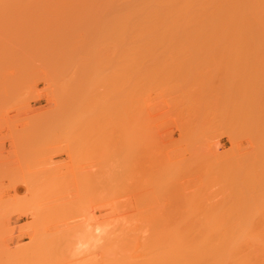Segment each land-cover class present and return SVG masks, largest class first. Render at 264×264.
<instances>
[{
    "label": "rangeland",
    "instance_id": "1",
    "mask_svg": "<svg viewBox=\"0 0 264 264\" xmlns=\"http://www.w3.org/2000/svg\"><path fill=\"white\" fill-rule=\"evenodd\" d=\"M61 1L0 0V264H111L110 262L113 261H115L113 264H117L116 262L118 264L126 262H128L127 264H142L144 261L139 263L142 258L139 261L137 257L135 261L131 258L132 256L128 257L124 253H116L114 246L116 236L119 238L127 237L132 222L133 224H138V226L141 223V225L146 224L142 226V229H144L143 231L148 230L147 232L149 233L150 229H146V227H149L150 223L154 226L157 223L155 221L160 217H162L160 218L161 221L163 219L164 222V218L167 216L166 219H168L171 212L173 217L170 215V221L165 220L167 224L178 222V220L180 222L181 215L183 217L187 215L188 218L191 217L197 220L196 216L198 215L196 214L200 212V216L203 218V213L210 212L211 210L210 213H213L223 208L233 210L229 213L230 215L232 214L231 216L235 215V219L236 215H238L237 211L239 213L243 212H240V209L246 210L252 208L258 211H256L257 215L254 214L256 216L254 220L262 222L264 218V211L262 212L264 210V175L262 174L264 169L257 170L258 172L250 171L251 168L252 170L256 169V166L252 164L255 155L251 158L252 154L259 152L261 150L260 146L261 148L262 146L264 147V141L262 140V137L264 139V135H262L264 134V129H259L257 126L262 119L264 121V116L262 115L261 117L260 115V109L264 112V57H257L255 54L262 51L257 49H244V51L239 48L193 49L177 47L174 49L164 47L135 48V50L133 48L130 50L129 48H117L118 50H116L114 48V40H111L113 38L112 29L108 27L111 26L110 16L107 17L105 14L106 18L101 14V18L97 19L92 13L96 5L91 10L92 5L87 2V4L82 3L83 0ZM94 3L98 7V2L96 3L95 1ZM78 4H83V7H80L83 8V10H80L81 13L83 11L82 14L77 11L79 9L76 8ZM85 5H90V7ZM74 8H76L77 12ZM100 9L101 6L99 4ZM86 10L92 16L88 14L89 17H87ZM99 10V14L96 11L98 18L103 9ZM102 16H104L103 19ZM102 21L106 24H103ZM95 22L102 27L101 30L100 27L97 28L98 25ZM7 26L10 27L8 28ZM104 26L108 28L105 29L103 28ZM101 31L109 32V35L106 34V36ZM110 49L111 51H108ZM140 50L142 53L139 52ZM171 52L176 53L173 55ZM224 52L226 55L223 54ZM129 53L131 54L129 55ZM127 58L130 59L128 60ZM84 61L86 62L84 63ZM111 63H114L113 66ZM78 66L80 67L78 68ZM81 66L85 67V70ZM131 73L134 76V83L132 82L133 80H130ZM108 76L112 77L109 79ZM75 77L77 78L75 79ZM120 77L121 81L123 80L122 82L119 80ZM187 77L188 79H186ZM126 78L127 83L125 82ZM130 82L134 85H132V89L130 88ZM129 89L133 93L129 92L130 96L127 92ZM111 91L113 95H111ZM115 91L118 92L115 93ZM124 91L127 93H124ZM120 94L122 96L127 94L128 98L127 96L122 98ZM118 97L120 99H117V101L116 98ZM135 97L138 98L136 99ZM74 100H78L76 104ZM196 101H199V103H195ZM191 106H193V109ZM213 106L216 107L214 108L215 110L212 108ZM198 107H200V110L198 109L196 111L197 115H194L191 110L194 112V109ZM105 108L111 109L105 110ZM83 109H86V112ZM92 109H94V115ZM210 110L214 112V116ZM249 110L250 113L248 112ZM84 112L85 114L83 115L87 118L82 119L83 121L80 122L81 118H84L81 116ZM139 112H141L140 115ZM245 112L246 114L244 115L243 113ZM86 113L88 114L86 115ZM112 114H116L114 115L115 117ZM206 114L210 115V117H206ZM243 115L245 120L249 116L250 118L252 116V119H248L250 122L244 121ZM246 115H248L247 118ZM110 116H113V119ZM137 116L142 117V119ZM194 118L195 120L193 121ZM206 118H211L212 120L208 121ZM136 121L137 123H135ZM112 122L116 123V125ZM246 122H249V125ZM134 126H136L135 129L133 128ZM258 129L262 132L259 131V133ZM132 130H135L133 134L130 133ZM111 131L114 134L119 132L115 134L119 139L115 135L113 136ZM119 134L120 136H117ZM134 134L137 137L133 138ZM139 135L142 136L140 137ZM83 137L89 139V142ZM129 137L135 140H132V144ZM93 138L94 141L92 140ZM84 139L88 143L87 150L86 146H84L86 144ZM125 141L130 142L126 143ZM83 142L84 144H82ZM116 145H118L117 149ZM131 145H133V149H131ZM127 146H130V152ZM119 148L120 150L118 151ZM114 149L116 150L113 151ZM138 149H141V153L143 150V157ZM232 150H235V152ZM131 151L133 154H130ZM224 153H227L228 156H224ZM110 154L118 156L113 157ZM241 154L242 157L245 155L248 159L247 162H244L246 158L243 160L241 157L240 160ZM220 155L223 158L225 157L224 162H221ZM139 156L142 159L146 156L143 159L144 161L140 157L139 161L142 160L143 163L138 162L134 158L139 159ZM236 158L239 160V164ZM249 158L250 160L253 159L252 163H250L251 161L249 162ZM147 161L149 163H146ZM240 162H244L241 163L242 165H246L249 162V167L248 165L246 167H251L249 173L252 174L250 175L247 172V168L245 172L249 175L246 177L245 174V178L239 175L240 178L238 176L234 181V176L236 177L238 174L244 175L242 174L244 172L240 170L242 172L240 173L239 169L237 170L239 165L242 166ZM152 163L156 165L149 168ZM146 164H149V166ZM205 164L207 166H204ZM141 165L143 166L141 167ZM244 165L243 167H245ZM235 167L236 171L233 169ZM153 168H159L158 171L156 170L157 173H155H160V176L157 175L159 176L158 179L154 177L156 175L152 172ZM103 169H105V172L102 171ZM150 169H152L151 174H149ZM202 170L203 175L201 174ZM232 170L234 171L232 172L233 174H238H234V176L230 175ZM131 171H136V173H139L137 174L139 176L135 175L136 173L133 174ZM212 173L215 175H212ZM126 174L128 175L125 176ZM129 174H133V176ZM255 174L258 176V179L255 178ZM145 175L147 177L150 176L148 177L149 179ZM202 177L206 183L201 179ZM100 178H103V183ZM105 178L107 182H105ZM114 178H117V180ZM150 178L153 179L150 181ZM132 179L133 181L135 179V182H132ZM141 179L148 180L149 182L144 180V183H142ZM139 180L140 182H138ZM220 180L225 181V184L224 182L221 184ZM129 182L132 185H129ZM150 182L151 185H149ZM138 183L140 187H138ZM147 183L153 189L152 191L150 188L146 189L148 186L145 187V184L147 185ZM258 183L259 186L257 185ZM219 184L220 187L218 188ZM246 185L248 187L245 188ZM254 185L256 188H254ZM128 186H132V188ZM126 187L127 189L130 188L131 191L130 189L127 190ZM154 187H156L155 191ZM259 187L263 189L261 190ZM135 188L140 190L136 189L135 191ZM253 188L256 189V192ZM115 190H117V194L125 190V195L121 192L119 197L115 193ZM132 190L134 191L132 192ZM147 190L150 191L148 192ZM206 190L210 191L209 199L208 196H205L208 195V191L205 192ZM127 191L129 192L128 194L126 193ZM143 191L146 193V197ZM107 192H109V195ZM252 192L255 193L253 194ZM258 192L260 193L258 194ZM138 193H143L142 195L145 197V200L150 196L149 200L144 203V197ZM135 195H140V197L138 198ZM116 196L118 197L117 200ZM128 196H131L132 201L129 200ZM156 196L158 197L156 198ZM112 197H115L114 200ZM102 199L103 201H100ZM121 199H124L122 201L124 203L128 200L131 201L129 203L134 205V207L126 202L128 204L126 207L121 203L123 205L121 207L125 208H119L121 202L119 200ZM152 199L153 201H151ZM240 199H242V202H240ZM180 200L182 202H179ZM255 200H258V204ZM159 201L166 202V205L164 202ZM196 201L198 203L202 202L198 206ZM260 201L263 203L262 206L259 205L261 204ZM142 202L144 204H141ZM107 203L108 205L110 203V205L107 206ZM116 203L119 204L116 205ZM138 203L142 208L145 206V209L142 210ZM169 203L176 208L173 209L174 207L170 206ZM214 204L219 205L215 207ZM164 205L168 208H164ZM182 205L184 207H180ZM244 205L246 206L244 207ZM117 206L118 209H115ZM146 206L153 208L152 210L150 209L151 213H146V209H148ZM259 206L263 208H260V210ZM112 208L115 211L112 210L111 213ZM166 208L168 213L166 212ZM181 210L184 212H181ZM136 211L140 214L135 213ZM157 211L159 212L157 213ZM135 214L139 215L138 218H136L137 215L135 217ZM163 214L166 216L164 217ZM128 215H131L129 217L130 220L125 221ZM207 215L203 219L201 218V221L210 216ZM117 216L121 217L120 219L123 221L119 220ZM113 218L116 221L112 220ZM145 218L146 221L144 220ZM149 218L154 222L147 221ZM191 218L186 223H189L192 220ZM139 220H144V222H140ZM184 220L182 219V221ZM198 220H200V217ZM159 222L160 220L157 224ZM104 224L105 229H103ZM109 224L113 228L116 227V230ZM124 226L127 228V231L124 229L125 231L123 232L122 228ZM122 233L125 234L123 235ZM112 237L115 238L113 239ZM112 241L114 244H112ZM106 248L109 249L107 250L108 253L105 252ZM105 254L108 255L104 257ZM109 254L113 255L109 256ZM147 257L146 260L149 258ZM158 259L160 258L158 257ZM146 260L144 264H146ZM147 264H149L148 261Z\"/></svg>",
    "mask_w": 264,
    "mask_h": 264
},
{
    "label": "bare ground",
    "instance_id": "2",
    "mask_svg": "<svg viewBox=\"0 0 264 264\" xmlns=\"http://www.w3.org/2000/svg\"><path fill=\"white\" fill-rule=\"evenodd\" d=\"M52 1V0H51ZM54 1V0H53ZM56 1V0H55ZM61 1V0H60ZM76 1V0H75ZM79 1V0H78ZM80 1H82V0H80ZM96 1V3L98 2V7H97V4H95L94 2ZM102 2V3H100V2ZM48 2V1H47ZM62 2V1H61ZM69 2V1H68ZM90 3V5H92L91 6V10L93 9V7L95 8V10H94V12H93V10H92V13L94 14L93 16H95L97 19H100L101 18V14H103L104 16H105V14L107 15V17H109L110 16V18H111V26H108V27H111V29H112V33H113V38L111 39V40H114V44H115V47L114 48H116V50H118L117 48H129V50L131 49V48H133L134 50H135V48H153V47H164V48H193V49H196V48H239V49H242V50H244V49H257V50H260V51H262V52H256L255 54L257 55V57H260V56H263L264 57V0H83L82 1V3ZM91 2H92V4H91ZM70 3H72V2H70ZM76 3V2H75ZM78 3V2H77ZM86 3V4H87ZM103 3H105V4H103ZM49 4V3H48ZM94 4V5H93ZM99 4H100V6H101V9H103V11L100 13V17L98 18V15L97 14H99V12H98V10H99ZM9 5V4H8ZM32 5V4H31ZM38 5H40V4H38ZM90 5L88 6V5H85V6H88V7H90ZM102 5H104L103 7H102ZM37 6V5H36ZM35 6V7H36ZM48 6V5H47ZM62 6V5H61ZM72 6V5H71ZM70 6V7H71ZM74 6H76L75 4H74ZM83 7V4L82 5H79L78 4V6L76 7V8H79V9H77V11H79V13L80 14H82L83 13V11H82V13H81V11L80 10H83V8H80V7ZM45 7V6H44ZM96 7H97V9H96ZM76 8H74L75 9V11H76ZM87 8V7H86ZM38 9V8H37ZM50 9H51V6H50ZM71 9V8H70ZM90 9V8H89ZM101 9L99 10V11H101ZM9 10V9H8ZM44 10V9H43ZM62 10V9H61ZM87 10H88V8H87ZM87 10H86V15H90V16H92V14H90V12L89 13H87ZM32 11V10H31ZM76 11V12H77ZM96 11L98 12L97 14H96ZM70 13H71V11H70ZM75 13V12H74ZM49 14V13H48ZM62 15V14H61ZM72 15V14H71ZM75 15V14H74ZM85 15V16H86ZM89 15L87 16V17H89ZM81 16V15H80ZM104 16H102V19H103V17ZM106 17V16H105ZM106 17V18H107ZM96 19V20H97ZM107 20H109V19H107ZM99 21H101V20H99ZM104 21V20H103ZM102 21V22H103ZM98 22V21H97ZM101 23V22H100ZM99 23V24H100ZM8 24H9V22H8ZM12 24V23H11ZM15 24V23H14ZM95 24H96V22H95ZM102 24V23H101ZM103 24H106V23H104L103 22ZM102 24V25H103ZM96 25H98V23L96 24ZM109 25H110V23H109ZM8 27V26H7ZM10 27V26H9ZM8 27V28H9ZM19 27V26H18ZM98 27H100L99 25L97 26V28ZM107 26H106V28H108ZM101 28L102 27H100V30H101ZM103 28H105V26L103 27ZM105 28V29H106ZM102 32V31H101ZM102 33H104L105 35L106 34H108V33H106V31H104V32H102ZM103 35V34H102ZM109 35V34H108ZM107 36V35H106ZM105 37V36H104ZM103 38V37H102ZM110 38V37H109ZM103 39H105V38H103ZM110 39H109V41H111ZM107 41V40H106ZM110 44V43H109ZM107 47H108V45H107ZM107 47H105V48H107ZM108 49V48H107ZM132 49V50H133ZM126 50V49H125ZM133 50V51H134ZM168 50V49H167ZM184 50V49H183ZM190 50V49H189ZM204 50V49H203ZM108 51H111V49L110 50H108ZM114 51V50H113ZM120 51V50H119ZM142 51H144V50H142ZM245 51V50H244ZM114 52H117V51H114ZM114 52H113V54H114ZM121 52V51H120ZM123 52H124V50H123ZM130 52V51H129ZM132 52V51H131ZM137 52H138V50H137ZM139 52H141V50L139 51ZM111 54H112V52H110ZM125 53V52H124ZM142 53V52H141ZM163 53H164V51H163ZM172 53V52H171ZM174 53H176V52H174ZM174 53H172L173 55H174ZM186 53V52H185ZM190 53V52H189ZM197 53V52H196ZM195 53V54H196ZM200 53V52H199ZM232 53V52H231ZM238 53V52H237ZM249 53V52H248ZM248 53H246V54H248ZM116 54V53H115ZM131 53H129V55H130ZM183 54H184V52H183ZM223 54H225V52L223 53ZM230 54V53H229ZM254 54V55H255ZM119 55V54H118ZM122 55V54H121ZM127 55H128V51H127ZM140 55H142V54H140ZM148 55H150V54H148ZM160 55V54H159ZM172 55V56H173ZM203 55V54H202ZM226 55V54H225ZM232 55H234V54H232ZM251 55H252V53H251ZM256 55H255V57H256ZM83 56V55H82ZM131 56H133V55H131ZM135 56V55H134ZM147 56V55H146ZM155 56V55H154ZM176 56V55H175ZM178 56V55H177ZM195 56V55H194ZM241 56H242V53H241ZM244 56V55H243ZM141 57V56H140ZM145 57V56H144ZM157 57H159V56H157ZM163 57H164V55H163ZM174 57V56H173ZM80 58H81V56H80ZM115 58V57H114ZM116 58H117V55H116ZM115 58V59H116ZM135 58V57H134ZM82 59V58H81ZM80 59V60H81ZM109 59V58H108ZM111 59V58H110ZM128 59V58H127ZM130 59V58H129ZM128 59V60H129ZM79 60V61H80ZM118 60H119V58H118ZM111 61V60H110ZM137 61V60H136ZM81 62V61H80ZM86 61H84V63H85ZM112 62V61H111ZM116 62H117V60H116ZM116 62H114V63H116ZM128 62H130V61H128ZM133 62V61H132ZM110 63V62H109ZM113 63V64H114ZM118 63H120V62H118ZM123 63V62H122ZM81 64H82V62H81ZM112 64V63H111ZM113 64H112V66H113ZM129 64H131V62L129 63ZM135 64V63H134ZM108 65V64H107ZM139 65V64H138ZM116 66V65H115ZM119 66V65H118ZM80 66H78V68H79ZM122 67H124L123 65H122ZM77 68V67H76ZM81 68H83L82 66H81ZM85 68V67H84ZM83 68V69H84ZM116 68H117V66H116ZM85 70V69H84ZM122 70V69H121ZM120 70V71H121ZM111 71V70H110ZM123 71V70H122ZM130 71V70H129ZM74 72V71H73ZM82 72V71H81ZM114 72V71H113ZM123 72H125V71H123ZM196 72V71H195ZM195 72H193V73H195ZM115 73V72H114ZM140 73V72H139ZM200 73V72H199ZM75 74V73H74ZM79 74V73H78ZM77 74V75H78ZM127 74V73H126ZM125 74V75H126ZM141 74V73H140ZM121 75V74H120ZM147 75V74H146ZM195 75V74H194ZM201 75V74H200ZM199 75V76H200ZM75 76V75H74ZM80 76V75H79ZM131 77H130V80H133L134 79V76H133V74L131 73V75H130ZM133 76V77H132ZM112 76H108V78L110 79ZM143 77H144V75H143ZM195 77V76H194ZM77 77H75V79H76ZM115 78H116V75H115ZM114 78V79H115ZM132 78V79H131ZM140 78V77H139ZM147 78V77H146ZM182 78V77H181ZM71 79V78H70ZM74 79V80H75ZM79 79V78H78ZM123 79V78H122ZM186 79H188V77L186 78ZM185 79V80H186ZM117 80V79H116ZM119 80L121 81V77L119 78ZM125 80V79H124ZM136 80V79H135ZM141 80H144V79H141ZM196 80V79H195ZM112 81V80H111ZM123 81V80H122ZM121 81V82H122ZM106 82V81H105ZM115 82V81H114ZM116 82H118V81H116ZM125 82L127 83V78H126V80H125ZM133 83H134V80L132 81ZM131 83V82H130ZM141 83V82H140ZM139 83V84H140ZM186 83V82H185ZM79 84V83H78ZM138 84V83H137ZM187 84V83H186ZM106 85H108V84H106ZM112 85V84H111ZM128 85H129V83H128ZM128 85H127V87H128ZM133 84L131 83L130 84V88L132 89V87L134 86H132ZM142 85V84H141ZM185 85V84H184ZM184 85H183V88H184ZM72 86H74L73 84H72ZM79 86V85H78ZM118 86V85H117ZM116 86V87H117ZM139 86V85H138ZM180 86V85H179ZM72 88V87H71ZM70 88V89H71ZM75 88V87H74ZM118 88V87H117ZM123 88V87H122ZM126 88V87H125ZM124 88V89H125ZM136 88H137V86H136ZM76 89H78V88H76ZM110 89H112L111 87H110ZM74 90V89H73ZM109 90V89H108ZM122 90V89H121ZM86 91V90H85ZM107 91V90H106ZM114 91V90H113ZM133 91V90H132ZM139 91V90H138ZM181 91V90H180ZM76 92V91H75ZM118 92V91H117ZM116 91H115V93H117ZM127 92H128V95H129V92H130V89H129V91L127 90ZM126 91H124V93H127ZM189 92V91H188ZM73 93V92H72ZM71 93V94H72ZM78 93H79V91H78ZM85 93V92H84ZM113 92L111 91V95H113L112 94ZM131 93V92H130ZM122 94V93H121ZM120 94V97L122 96ZM131 94H133V93H131ZM139 94V93H138ZM74 95H76V94H74ZM78 95V94H77ZM105 95V94H104ZM108 95H110V94H108ZM179 95H180V93H179ZM114 96H115V94H114ZM125 96H127V94H125L124 96H122V98H125ZM130 96V95H129ZM132 96V95H131ZM185 96V95H184ZM188 96V95H187ZM72 97V96H71ZM71 97H70V99H71ZM74 97V96H73ZM140 97V96H139ZM181 97V96H180ZM186 97V96H185ZM184 97V98H185ZM75 98V97H74ZM74 98H72V99H74ZM81 98V97H80ZM107 98V97H106ZM121 98V99H122ZM127 98H128V96H127ZM136 98V97H135ZM138 98V97H137ZM136 98V99H137ZM183 98V99H184ZM263 98V97H262ZM261 98V99H262ZM76 99V98H75ZM99 99V98H98ZM101 99V98H100ZM115 99V98H114ZM117 99H120L119 97L118 98H116V100ZM132 99V98H131ZM187 99V98H186ZM83 100V99H82ZM84 100H86V99H84ZM109 100V99H108ZM75 101V100H74ZM76 101H78V100H76ZM76 101H75V104H76ZM103 101V100H102ZM106 101V100H105ZM114 101V100H113ZM118 101V100H117ZM127 101V100H126ZM131 101V100H130ZM138 101V100H137ZM139 101H140V98H139ZM181 101H182V98H181ZM186 101V100H185ZM262 101V100H261ZM115 102V101H114ZM133 102V101H132ZM135 102V101H134ZM142 102H144V101H142ZM184 102V101H183ZM199 103V101H196L195 103ZM74 103V102H73ZM81 103V102H80ZM83 103V102H82ZM85 103V102H84ZM106 103H107V101H106ZM117 103V102H116ZM116 103H115V105H116ZM124 103H126L125 101H124ZM182 103V102H181ZM185 103V102H184ZM183 103V104H184ZM192 103V102H191ZM191 103H189V104H191ZM224 103V102H223ZM137 104V103H136ZM141 104V103H140ZM139 104V105H140ZM226 104V103H225ZM72 105H74V104H72ZM79 105V104H78ZM94 105V104H93ZM104 105V104H103ZM121 105V104H120ZM125 105V104H124ZM127 105V104H126ZM133 105V104H132ZM138 105V106H139ZM142 105V104H141ZM182 105V104H181ZM228 105V104H227ZM109 106V105H108ZM129 106V105H128ZM137 106V105H136ZM145 106V105H144ZM194 106V105H193ZM193 106H191V108L193 107ZM198 106V105H197ZM202 106V105H201ZM222 106V105H221ZM224 106V105H223ZM261 106H263V105H261ZM110 107V106H109ZM120 107V106H119ZM132 107V106H131ZM195 107V106H194ZM82 108H85V107H82ZM113 108V107H112ZM130 108V107H129ZM133 108H134V106H133ZM145 108V107H144ZM213 109L214 108H216L215 106H213L212 107ZM251 108V107H250ZM261 108V107H260ZM102 109V108H101ZM103 109H104V107H103ZM108 109H111V108H105V110H108ZM120 109V108H119ZM132 109V108H131ZM138 109V108H137ZM136 109V110H137ZM193 109V108H192ZM200 110V107H198L197 109L195 108L194 110V112H193V110H191L192 111V113H194V115H197L196 114V111L197 110ZM212 109V110H213ZM223 109V108H222ZM84 110V109H83ZM86 110V109H85ZM84 110V111H85ZM94 109H92V111H93ZM98 110H100V109H98ZM113 110H115V109H113ZM122 110V109H121ZM133 110V109H132ZM144 110V109H143ZM215 110V109H214ZM218 110V109H217ZM221 110V109H220ZM226 110V109H225ZM88 111H89V109H88ZM87 111V112H88ZM91 111V110H90ZM91 111V112H92ZM189 111V110H188ZM190 111V112H191ZM202 111V110H201ZM211 111V110H210ZM219 111V110H218ZM260 111H261V117H262V115L264 116V112L262 111V109H260ZM83 112V111H82ZM86 112V111H85ZM85 112L84 113H82V117H84L85 115H83V114H85ZM91 112H88V113H91ZM103 112V111H102ZM109 112V111H108ZM108 112H107V114H108ZM117 112H118V109H117ZM138 112V111H137ZM136 112V113H137ZM203 112V111H202ZM209 112V111H208ZM211 112H213V111H211ZM220 112V111H219ZM249 113H250V110L248 111ZM263 112V113H262ZM88 113H86V115L88 114ZM114 113V112H113ZM123 113V112H122ZM126 113H127V111H126ZM130 113V112H129ZM140 113L141 112H139V115H140ZM143 113V112H142ZM191 113V114H192ZM198 114H200L199 112H197ZM207 113V112H206ZM217 113V112H216ZM215 113V114H216ZM95 113H94V111H93V115H94ZM98 114V113H97ZM125 114V113H124ZM124 114H122V115H124ZM205 114V113H204ZM212 114V113H211ZM218 114V113H217ZM221 114V113H220ZM219 114V115H220ZM244 115L246 114V112L245 113H243ZM92 115V114H91ZM105 115V114H104ZM103 115V116H104ZM113 115V114H112ZM114 115H116V114H114ZM113 115V116H114ZM130 115V114H129ZM129 115H127V116H129ZM137 115V114H136ZM190 115V114H189ZM201 115V114H200ZM213 116H214V112H213V114H212ZM244 115H243V119H244V121H249L248 119L250 118V116H249V118H247L248 117V115H246V120H245V118H244ZM89 116V115H88ZM113 116L111 117L112 119H113ZM143 116V115H142ZM208 116V114H206V117ZM228 116V115H227ZM238 116V115H237ZM115 117V116H114ZM120 117V116H119ZM138 118H140V116H137ZM198 118H199V116H197ZM208 117H210V115L208 116ZM219 117V116H218ZM223 117V116H222ZM226 117V116H225ZM233 117V116H232ZM240 117V116H239ZM85 118H87V117H84V118H81V121L80 122H82L83 120L82 119H85ZM90 118H91V116H90ZM106 118V117H105ZM137 118V119H138ZM212 118V117H211ZM210 118V119H211ZM229 118V117H228ZM110 119V118H109ZM134 119H136L135 117H134ZM140 119H142V117L140 118ZM139 119V120H140ZM206 119H208V118H206ZM210 119H208V121H211ZM218 119V118H217ZM235 119V118H234ZM233 119V120H234ZM250 119H252V116H251V118ZM108 120V119H107ZM127 120V119H126ZM125 120V121H126ZM195 120V118L193 119V121ZM197 120V119H196ZM227 120V119H226ZM237 120V119H236ZM90 121V120H89ZM94 121V120H93ZM114 121V120H113ZM130 121V120H129ZM204 121V120H203ZM216 121V120H215ZM214 121V122H215ZM218 121V120H217ZM220 121V120H219ZM229 121H230V119H229ZM86 122V121H85ZM84 122V123H85ZM128 122V121H127ZM196 123H197V121H195ZM223 122V121H222ZM250 122V121H249ZM248 122V123H249ZM87 123V122H86ZM112 123H114V122H112ZM131 123V122H130ZM135 123H137V121L135 122ZM237 123V122H236ZM247 123V122H246ZM247 123V125H249ZM82 124V123H81ZM89 124V123H88ZM115 125H116V123H114ZM127 125V124H126ZM130 125V124H129ZM144 125V124H143ZM197 125V124H196ZM226 125V124H225ZM254 125V124H253ZM84 126V125H83ZM106 126H108V125H106ZM121 126V125H120ZM131 126H133L132 124H131ZM234 126H236V125H234ZM257 126H258V128L259 129H264V121H263V119H262V121H260L258 124H257ZM90 127V126H89ZM109 127V126H108ZM138 127H140V126H138ZM250 127V126H249ZM252 127V126H251ZM256 127V126H255ZM88 128V127H87ZM110 128V127H109ZM108 128V129H109ZM123 128V127H122ZM129 128H131V127H129ZM134 129L136 128V126H134L133 127ZM254 128V127H253ZM113 129H114V127H113ZM117 129V128H116ZM244 129V128H243ZM258 129V132L259 131H261V130H259ZM110 130V129H109ZM112 130V129H111ZM120 130V129H119ZM138 130V129H137ZM142 130V129H141ZM117 131V130H116ZM127 131V130H126ZM133 131H135V130H132L130 133H132L133 134ZM112 132V131H111ZM113 132H114V130H113ZM112 132V134H113V136L116 134V133H119V132H116L115 134ZM124 132V131H123ZM129 132H127V133H129ZM184 132V131H183ZM262 132V131H261ZM89 133V132H88ZM105 133V132H104ZM125 133V132H124ZM185 133H186V131H185ZM260 133V132H259ZM98 134V133H97ZM121 134H122V132H121ZM258 134V133H257ZM89 135V134H88ZM111 135V134H110ZM126 135H129V134H126ZM138 135V134H137ZM255 135V134H254ZM262 135H264V134H262ZM262 135L260 134V136L262 137ZM91 136H93V135H91ZM90 136V137H91ZM102 136V135H101ZM117 136H120V134L119 135H117ZM123 136V135H122ZM140 136V135H139ZM142 136V135H141ZM140 136V137H141ZM115 137H116V135H115ZM133 138L134 137H137V136H135V134L132 136ZM131 137V138H132ZM258 137H259V135H258ZM83 138H85V137H83ZM89 138V137H88ZM92 138V137H91ZM90 138V139H91ZM117 138V137H116ZM133 138L132 139H130V137H129V139L131 140V144H132V142L133 141H135V140H133ZM254 138H255V136H254ZM82 139V138H81ZM85 139H87V138H85ZM85 139H84V141H85ZM102 139V138H101ZM111 139H112V137H111ZM117 139H119V138H117ZM117 139H116V141H117ZM260 139V138H259ZM259 139H258V142H259ZM93 141H94V138L92 139ZM103 140V139H102ZM120 140H121V137H120ZM128 140V139H127ZM133 140V141H132ZM141 140H142V138H141ZM255 140V139H254ZM262 140L264 141V139H263V137H262ZM87 141L89 142V139H87ZM87 141H85V143L86 144H84V142L82 143V144H84V146H86V150H87ZM137 141H138V139H137ZM121 142V141H120ZM126 143H128V142H130V141H125ZM260 142H261V140H260ZM103 143V142H102ZM106 143V142H105ZM104 143V144H105ZM118 143V142H117ZM135 143V142H134ZM142 143V142H141ZM252 143H253V141H252ZM252 143H251V145H252ZM256 143V142H255ZM108 144H109V142H108ZM112 144V143H111ZM136 144V143H135ZM260 144V143H259ZM258 144V145H259ZM263 144V143H262ZM110 145V144H109ZM113 145V144H112ZM127 145V144H126ZM130 145V144H129ZM139 145V144H138ZM95 146H97V145H95ZM107 146V145H106ZM105 146V147H106ZM117 146L118 145H116V149H117ZM120 146V145H119ZM140 146V145H139ZM113 147V146H112ZM124 147H126V146H124ZM128 147V146H127ZM130 147V146H129ZM129 147H128V149H129ZM131 149H133V145H131ZM138 147V146H137ZM121 148H123V147H121ZM139 148V147H138ZM141 148V147H140ZM264 147L262 146V148H261V146H260V151L259 152H254V154H252V157L250 156V155H248L249 157H251V158H253V156H254V161H253V159H251L250 160V158H249V162L250 163H252V161H253V165L254 166H256L255 168L256 169H253L252 170V168L250 169V168H248L249 167V165L248 164H250L249 162L246 164V165H248V167H246V165H244L245 167H243V165L241 164V163H244V162H247V158L245 157V155L242 157V154H241V156H240V160H241V157H242V159L244 160V158H246V161H244V162H240V164L242 165V166H240L239 165V168L237 167V170L239 169V171L241 170L242 172H244V173H242L241 171H240V173H242V174H244V175H241V174H238V173H234L235 175H237L236 177L234 176V174L232 173V172H234L233 170L231 171V173H230V175H232V176H234V181H235V178H237L239 175L240 176H244V178H245V174H246V170H247V168H248V173H249V169H250V171H257V170H260V169H264V149H263ZM103 149V148H102ZM116 149H114L113 151H115ZM142 149V148H141ZM141 149H138L139 150V152L141 153ZM144 149V148H143ZM120 150V148L118 149V151ZM134 150H135V148H134ZM133 150V151H134ZM232 151H234L235 152V150H232ZM104 152V151H103ZM125 152H127V150H125ZM129 152H130V149H129ZM138 152V151H137ZM221 152V151H220ZM252 152V151H251ZM105 153V152H104ZM117 153V152H116ZM143 150H142V157H143ZM233 153V152H232ZM89 154V153H88ZM106 154V153H105ZM119 154H120V152H119ZM126 154H128V153H126ZM130 154H133L132 153V151H131V153ZM129 154V155H130ZM136 154H138V153H136ZM225 154V153H224ZM251 154V153H250ZM111 156H118V155H113V154H110ZM109 155V156H110ZM218 155H219V153H218ZM228 156V154L226 153L224 156ZM104 156V155H103ZM105 156H107V155H105ZM123 156H125L124 154H123ZM122 156V158H124ZM141 156H139V159L138 158H136V157H134L135 159H137L138 160V162H141V163H143L142 162V160L146 157H144L143 159H142V157ZM217 156V155H216ZM221 156V155H220ZM237 156V155H236ZM112 157V158H113ZM120 158H121V156H119ZM131 157V156H130ZM140 157H141V161H139L140 160ZM110 158V157H109ZM111 158V159H112ZM126 158V157H125ZM133 158V159H134ZM218 158V157H217ZM226 158H228V157H226ZM238 158V157H237ZM236 158V159H237ZM105 159H107V157H105ZM104 159V160H105ZM114 159V158H113ZM118 159V158H117ZM221 159L223 160H221V162H224V159H225V157L223 158V156H221ZM233 159H235L234 157H233ZM239 159V158H238ZM237 159V160H238ZM108 160V159H107ZM110 160V159H109ZM119 160H121V159H119ZM147 160V159H146ZM242 160V161H243ZM102 161H103V159H102ZM106 161V160H105ZM133 161V160H132ZM144 161V160H143ZM212 161V160H211ZM232 161V160H231ZM114 162V161H113ZM123 162V161H122ZM126 162V161H125ZM137 162V161H136ZM137 162V163H138ZM151 162V161H150ZM230 162V161H229ZM102 163V162H101ZM120 163V162H119ZM127 163V162H126ZM126 163H125V165H126ZM146 163H149V161H147ZM238 164H239V160H238V162H237ZM255 163V164H254ZM99 164H100V162H99ZM98 164V165H99ZM103 164V163H102ZM106 164V163H105ZM111 164H112V162H111ZM136 164V163H135ZM134 164V165H135ZM138 164H140V163H138ZM138 164H136V165H138ZM144 164H145V162H144ZM174 164V163H173ZM214 164V163H213ZM223 164V163H222ZM225 164H227V163H225ZM237 164V165H238ZM101 165V164H100ZM120 165H121V163H120ZM147 165V164H146ZM151 165V164H150ZM156 165V164H155ZM154 165V163H152V165L151 166H149V164L147 165V166H149V168L151 167H154L155 166ZM216 165V164H215ZM224 165V164H223ZM236 165V166H237ZM113 166V165H112ZM119 166V165H118ZM131 166V165H130ZM143 165H141V167H142ZM160 166H161V164H160ZM163 166V165H162ZM204 166H207L206 164L204 165ZM101 167H103V166H101ZM107 167H109V166H107ZM159 167V166H158ZM210 167V166H209ZM224 167V166H223ZM244 169H243V168ZM99 168H100V166H99ZM120 168V167H119ZM132 168V167H131ZM161 168V167H160ZM125 169V168H124ZM147 169V168H146ZM146 169H145V171H146ZM159 169V168H158ZM158 169L157 168H153V174L154 175H156V176H154V177H157V179H158V177L160 176V173H158V174H155V173H157V171H158ZM204 169V168H203ZM210 169V168H209ZM208 169V170H209ZM222 169V168H221ZM235 171H236V167L235 168H233ZM101 170V169H100ZM105 169H103L102 171H104ZM128 170V169H127ZM126 170V171H127ZM136 170V169H135ZM151 170L152 169H150V173L149 174H151ZM155 170V171H154ZM157 170V171H156ZM201 170V169H200ZM199 170V171H200ZM107 171V170H106ZM134 171V170H133ZM133 171H131L133 174L134 173H136V171L135 172H133ZM138 171V170H137ZM210 171V170H209ZM226 171V170H225ZM263 171V170H262ZM105 172V171H104ZM112 172V171H111ZM130 172V173H131ZM143 172V171H142ZM168 172V171H167ZM238 172V171H237ZM258 172V171H257ZM115 173H116V171H115ZM119 173H121V172H119ZM125 173V172H124ZM127 173V172H126ZM207 173V172H206ZM260 173H261V171H260ZM100 174H102V173H100ZM133 174H129V175H132L133 176ZM137 174H139V173H136L135 175H137ZM146 174H148V173H146ZM201 174L203 175V170L201 171ZM204 174H205V172H204ZM224 174V173H223ZM250 174V173H249ZM249 174H246V177L249 175ZM252 174V173H251ZM250 174V175H251ZM263 175H264V171H263V173H262ZM84 175H85V173H84ZM83 175V176H84ZM113 175V174H112ZM118 175H120V174H118ZM117 175V176H118ZM128 174H126L125 176H127ZM157 175H159V176H157ZM201 175V176H202ZM212 175H215V174H213L212 173ZM256 175V174H255ZM82 176V177H83ZM116 176V175H115ZM115 176H113V177H115ZM125 176H124V178H125ZM137 176H139V175H137ZM137 176H135V177H137ZM146 176V175H145ZM211 176V175H210ZM217 176V175H216ZM240 176L238 177V178H240ZM87 177H88V175H87ZM113 177H111L112 179H113ZM122 177H123V175H122ZM129 177V176H128ZM147 177V176H146ZM148 177H150V176H148ZM147 177V178H148ZM153 177V178H154ZM219 177H220V175H219ZM222 177H223V175H222ZM258 176L256 175V177L255 178H257ZM89 178V177H88ZM104 178V177H103ZM103 178H100V180L102 179V183L104 182V180H103ZM118 178V177H117ZM117 178L115 179V180H117ZM121 178V177H120ZM132 178V177H131ZM134 178V177H133ZM141 178V177H140ZM153 178H150V181H151V179H153ZM197 178H199V177H197ZM233 178V177H232ZM243 178V177H242ZM96 179V178H95ZM99 179V178H98ZM127 179V178H126ZM125 179V180H126ZM139 179V178H138ZM146 179V178H145ZM145 179H141L143 182L142 183H144V180ZM149 179V178H148ZM155 179V178H154ZM202 180H203V177L201 178ZM213 179V178H212ZM218 179V178H217ZM227 179V178H226ZM230 179V178H229ZM258 179V178H257ZM256 179V180H257ZM85 180H86V177H85ZM107 180H109L108 178H107ZM127 180H129V179H127ZM137 180V179H136ZM166 180V179H165ZM198 180V179H197ZM201 180V181H202ZM219 180V179H218ZM223 180V179H222ZM253 180V179H252ZM82 181V180H81ZM111 181V180H110ZM114 181V180H113ZM119 181V180H118ZM146 181V180H145ZM148 181V180H147ZM146 181V182H147ZM204 181V180H203ZM206 181H207V179H206ZM213 181V180H212ZM216 181V180H215ZM221 181V180H220ZM255 181V180H254ZM258 181V180H257ZM105 182H107L106 181V178H105ZM125 182V181H124ZM132 182H135V179H134V181H133V179H132ZM138 182H140V180L138 181ZM149 182V181H148ZM205 182V181H204ZM210 182H211V180H210ZM222 182H224V184H225V181H221V184H223ZM227 182V181H226ZM244 182V181H243ZM253 182V181H252ZM256 182V181H255ZM87 183H89V181H87ZM100 183V182H99ZM115 183V182H114ZM122 183V182H121ZM120 183V184H121ZM125 183H127V182H125ZM155 183H157L156 181H155ZM206 183V182H205ZM215 183V182H214ZM220 183V182H219ZM231 183V182H230ZM237 183V182H236ZM245 183H246V181H245ZM251 183V182H250ZM260 183V182H259ZM259 183L257 184L258 186H259ZM107 184V183H106ZM108 184L109 185H111V183H109L108 182ZM108 184H107V187H108ZM117 184V183H116ZM136 184V183H135ZM135 184H134V186H135ZM139 184V183H138ZM152 184H153V182H152ZM207 184H209V183H207ZM212 184V183H211ZM218 184V183H217ZM235 184V183H234ZM238 184V183H237ZM97 185H98V183H97ZM97 185H96V187H97ZM101 185V184H100ZM104 185V184H103ZM102 185V186H103ZM125 185V184H124ZM129 185H132V183L130 184V182H129ZM149 185H151V182H150V184ZM149 185H148V183H147V185L145 184V187H147L146 189H148V188H150L149 187ZM155 185H157V184H155ZM210 185V184H209ZM227 185V184H226ZM247 185H248V183H247ZM245 186V188L246 187H248V186ZM252 185H253V183H252ZM83 186V185H82ZM90 186V185H89ZM104 186H106V185H104ZM114 186V185H113ZM118 186V185H117ZM142 186H143V184H142ZM152 186H154V185H152ZM214 186V185H213ZM235 186V185H234ZM237 186V185H236ZM251 186V185H250ZM255 186V185H254ZM264 186V185H263ZM93 187V186H92ZM111 187V186H110ZM128 187H131L132 188V186H128ZM136 187V186H135ZM138 187H140V184H139V186ZM187 187H189V186H187ZM220 187V184L218 185V188ZM228 187V186H227ZM90 188V187H89ZM95 188V187H94ZM93 188V189H94ZM99 188V187H98ZM102 188V187H101ZM113 188V187H112ZM118 188V187H117ZM155 188L156 187H154V191H155ZM186 188V187H185ZM184 188V189H185ZM191 188V187H190ZM212 188V187H211ZM216 188V187H215ZM215 188H214V190H215ZM235 188V187H234ZM238 188V187H237ZM243 188V187H242ZM254 188H256V186L254 187ZM253 188V189H254ZM260 189H261V187H259ZM95 189H97V188H95ZM104 189V188H103ZM124 188H123V186H122V190H123ZM126 189H127V187H126ZM125 189V190H126ZM128 189H130V188H128ZM127 189V190H128ZM136 189L137 188H135V191H136ZM151 189V188H150ZM183 189V190H184ZM217 189V188H216ZM229 189H231V188H229ZM249 189H251L252 190V188L251 187H249ZM263 189V188H262ZM261 189V190H262ZM109 190V189H108ZM112 190V189H111ZM119 190H121L120 188H119ZM124 190V191H125ZM137 190H140V189H137ZM153 189H151V191H152ZM186 190V189H185ZM191 190V189H190ZM197 190V189H196ZM195 190V191H196ZM211 190V189H210ZM213 190V191H214ZM218 190V189H217ZM216 190V191H217ZM225 190V189H224ZM239 190H241V189H239ZM247 190V189H246ZM255 190V192H256V189H254ZM93 191V190H92ZM96 191V190H95ZM99 191V190H98ZM103 191V190H102ZM122 192L124 195H125V192ZM130 191H131V189H130ZM134 190H132V192H133ZM148 192L150 191V190H147ZM198 191H200V190H198ZM208 190H206L205 192H207ZM237 191V190H236ZM235 191V192H236ZM248 191V190H247ZM257 191H258V187H257ZM117 192V190H115V193ZM120 192V191H119ZM121 192L119 193V194H121ZM186 192V191H185ZM212 192V191H211ZM220 192V191H219ZM218 192V193H219ZM223 192V191H222ZM225 192V191H224ZM249 192V191H248ZM254 192V193H255ZM100 193H101V191H100ZM103 193H105V192H103ZM127 194L129 193L128 191L126 192ZM143 193H144V191H143ZM143 193H138V194H141V196H143L142 194ZM151 193V192H150ZM153 193V192H152ZM183 193H184V191H183ZM188 193V192H187ZM198 193V192H197ZM196 193V194H197ZM209 193H210V191H208V195H205V196H208V199H209ZM253 193V192H252ZM253 193V194H254ZM260 192H258V194H259ZM264 193V192H263ZM106 194V193H105ZM107 194L109 195V192H107ZM114 194V193H113ZM117 194V193H116ZM119 194H117V196H119ZM122 194V195H123ZM136 194V193H135ZM145 194V197H146V193H144ZM196 194H194V195H196ZM206 194V193H205ZM223 194V193H222ZM225 194V193H224ZM242 194V193H241ZM245 194V193H244ZM184 195H186V194H184ZM211 195V194H210ZM233 195V194H232ZM239 195V194H238ZM237 195V196H238ZM104 196V195H103ZM107 196V195H106ZM105 196V197H106ZM113 196V195H112ZM116 196V200H117V197ZM127 196V195H126ZM136 196V195H135ZM178 196L180 197V195L178 194ZM182 196V195H181ZM213 196H214V194H213ZM213 196H211V197H213ZM224 196V195H223ZM226 196V195H225ZM229 196V195H228ZM245 196H248V195H245ZM104 197V198H105ZM108 197V196H107ZM106 197V198H107ZM120 197V196H119ZM122 197V196H121ZM129 197V196H128ZM131 197V196H130ZM129 197V198H130ZM136 197H140V195L138 196H136ZM144 197V196H143ZM142 197V198H143ZM145 197L143 198V202L145 203V202H147V200H149V198H150V196L149 197H147L146 199L147 200H145ZM158 196H156V198H157ZM182 197H184V196H182ZM215 197V196H214ZM217 197V196H216ZM219 197V196H218ZM114 198L115 197H112V199L114 200ZM123 198V197H122ZM127 198V197H126ZM129 198H127V199H129ZM155 198V197H154ZM174 198H176V197H174ZM191 198V197H190ZM194 198V197H193ZM224 198V197H223ZM251 198V197H250ZM110 199V198H109ZM111 199V200H112ZM126 199V200H127ZM177 199H179L178 197H177ZM200 199V198H199ZM207 199V200H208ZM211 199V198H210ZM213 199V198H212ZM219 199V198H218ZM228 199V198H227ZM260 199V198H259ZM105 200V199H104ZM108 200V199H107ZM106 200V201H107ZM112 200V201H113ZM124 200V199H123ZM122 199L121 200H119V201H121L120 202V206H119V208H125L128 204L126 203V202H131L132 200H131V198L129 199V200H131V201H125V203L124 202H122L123 201ZM155 200V199H154ZM182 200V199H181ZM179 201V202H182V201ZM197 200V199H196ZM217 200V199H216ZM221 200H222V198H221ZM241 201L240 202H242V199H240ZM248 200V199H247ZM247 200H246V202H247ZM263 200V199H262ZM100 201H103V199L102 200H100ZM139 201V200H138ZM151 201H153V199L151 200ZM156 201V200H155ZM165 201V200H164ZM163 201V202H164ZM170 201V200H169ZM203 201V200H202ZM201 201V202H202ZM212 201V200H211ZM210 201V202H211ZM236 201H237V199H236ZM256 201V200H255ZM258 201V200H257ZM256 201V202H257ZM111 202V201H110ZM114 202V201H113ZM116 202H118V201H116ZM141 203V204H144V203ZM159 202H162V201H159ZM158 202V203H159ZM162 202V203H163ZM172 202V201H171ZM188 202V201H187ZM197 202V201H196ZM200 202V203H201ZM216 202H218V201H216ZM222 202V201H221ZM220 202V203H221ZM239 202V203H240ZM262 201H260V203H261ZM121 203L125 206V207H121V206H123V205H121ZM166 202H164V204H165ZM184 203V202H183ZM189 203V202H188ZM198 203V202H197ZM200 203H198V206L200 205ZM215 203V202H214ZM232 203H234V202H232ZM263 203H264V201H263ZM263 203H261V204H259L260 206H262V204ZM117 204H119V203H116V205ZM130 205H132L131 203H129ZM170 204V206H172L171 205V203H169ZM173 204V203H172ZM184 204H186V203H184ZM189 204H191V203H189ZM195 204V203H194ZM227 204V203H226ZM243 204H245V203H243ZM257 204H258V202H257ZM109 205H110V203H109ZM108 205V203H107V206H109ZM115 205V206H116ZM138 205L140 206V204L138 203ZM159 205V204H158ZM166 205V204H165ZM164 205V208L165 207H167V206H165ZM168 205V204H167ZM216 205H219V204H216ZM216 205L214 204V206L216 207ZM228 205V204H227ZM264 205V204H263ZM105 206V205H104ZM133 207H134V205H132ZM162 206V205H161ZM169 205H168V207H170ZM202 206V205H201ZM213 206V207H214ZM232 206V205H231ZM246 205H244V207H245ZM250 206V205H249ZM254 206V205H253ZM259 206V209L260 208H263V207H260ZM102 207V206H101ZM113 207V206H112ZM131 207V206H130ZM133 207H131V208H133ZM147 207V206H146ZM150 207H152V206H150ZM156 207V206H155ZM167 207V208H168ZM172 207H174V206H172ZM172 207H171V209H172ZM178 207V206H177ZM180 207H184L183 205L182 206H180ZM195 207V206H194ZM193 207V208H194ZM224 207V206H223ZM241 207V206H240ZM139 208V207H138ZM140 208H142V206H140ZM148 209H146V213L148 214V213H151V210L153 209V208H149V207H147ZM163 207H162V209H164ZM167 208H166V212H167ZM176 207H174L173 209H175ZM179 208V207H178ZM187 208V207H186ZM186 208H183V209H186ZM191 208V207H190ZM196 208V207H195ZM208 208V207H207ZM255 208H258V207H255ZM254 208V209H255ZM115 209H118V206H117V208H115ZM143 209H145V206H144V208H142V210ZM151 209V210H150ZM155 209V208H154ZM170 209V208H169ZM173 209H172V211H173ZM182 209V208H181ZM216 209V208H215ZM233 209V208H232ZM239 209V208H238ZM243 209V208H242ZM264 209V208H263ZM112 210L113 211H115L113 208L111 209V213H112ZM139 210H141V209H139ZM148 210V211H147ZM149 210H150V212H149ZM201 210V209H200ZM211 210V209H210ZM235 210V209H234ZM261 210V209H260ZM116 211H118V210H116ZM138 211V210H137ZM137 211L135 212V213H137ZM155 211H156V209H155ZM169 211V210H168ZM176 211V210H175ZM189 211V210H188ZM212 211V210H211ZM210 211V212H211ZM233 211V210H231V209H219V210H217V211H214L213 213H210V212H207V213H203L204 215H202L203 216V218L205 217V215H207L208 213H210V214H208V215H210V216H208V217H206V219H204L203 221H201V216H200V213H198V214H196V215H198L199 217H200V220H198V216H196V218H197V220H198V222H197V220H195V219H192L191 217V221H193V220H195V221H193V222H191V221H189V223H186L187 222V220L188 219H190V218H188L187 217V215H185L184 217H183V215H179L180 217H182V218H180V222H179V220H178V222H173L172 224H171V222L170 223H168L167 224V221H165V220H169V217H170V215H171V217H173L172 216V212L170 213V215H169V217H168V219H166L167 218V216L166 215H164V222H163V219H162V221H161V219L160 218H162V217H158L157 219L158 220H156L155 222H157L158 223V221L160 220V222H159V224H154V226H152L153 224H149V227L147 226L146 227V229H150V231H149V233L147 232L148 230H145L146 231V233H144L143 234V232H145V231H143L144 229H142V226H145L146 224H144V225H141V224H139L140 226H138V224H133V222H132V224H131V226H130V228H129V230H128V233H127V237H122V238H119L118 236H116L117 238H116V241H115V250H116V253H124V254H127L128 255V257L130 256H132L131 258L132 259H134L135 261H136V258L138 257V259H139V261H140V259L142 258V260L139 262V263H141L142 261H144V263H145V260H146V256H148L147 258H148V260H146V264H147V261H148V263L149 264H264V222H263V220H264V218H263V220H262V222L260 221L259 222V220L257 221V220H254L255 218H256V216H254V214H256V211H257V209H256V211L255 210H253L252 208H250V209H246V210H241L240 209V212H242V213H239V211H237V214L238 215H236V218L235 219H237V220H235L234 219V217H235V215H233V216H231L230 215V213ZM255 211V212H254ZM264 210H262V212H263ZM159 211H157V213H158ZM164 212V211H163ZM177 212H178V210H177ZM181 212H184L183 210H181ZM192 212V211H191ZM203 212V211H202ZM230 212V213H229ZM236 212V211H235ZM258 212V211H257ZM261 212V213H262ZM132 213V212H131ZM131 213H129V214H131ZM144 213H145V211H144ZM145 213V214H146ZM162 213V212H161ZM168 213V212H167ZM195 213V212H194ZM253 213V214H252ZM133 214V213H132ZM137 214H140V213H137ZM137 214H135V217H136V215ZM144 214V215H145ZM154 214V213H153ZM177 214V213H176ZM175 214V215H176ZM181 214V213H180ZM184 214H187V213H184ZM212 214V215H211ZM233 214H235L234 212H233ZM240 214V215H239ZM119 215V214H118ZM257 215V214H256ZM119 216H121V215H119ZM138 216L139 215H137V217L136 218H138ZM161 216V215H160ZM176 216H178V215H176ZM189 216V215H188ZM118 217V216H117ZM117 217H116V219H117ZM122 217H123V215H122ZM124 217H125V215H124ZM129 217H131V215L129 216L128 215V217L126 216V220L125 221H127L128 219H129ZM133 217V216H132ZM145 217V216H144ZM150 217V216H149ZM187 217V218H186ZM112 218V217H111ZM119 218V217H118ZM121 218V217H120ZM119 218V220H121ZM146 218H148V217H146ZM146 218L144 219L145 221H146ZM179 218V217H178ZM186 218V219H185ZM194 218V217H193ZM202 218V219H203ZM253 218V219H252ZM262 218V217H261ZM124 219V218H123ZM142 219H143V217H142ZM173 219H175V218H173ZM173 219H171V220H173ZM177 219V218H176ZM182 219L185 221H182ZM110 220V219H109ZM112 220H114V218L112 219ZM130 220V219H129ZM128 220V221H129ZM136 220H138V219H136ZM144 220L143 221H140V222H144ZM114 221H116V220H114ZM113 221V222H114ZM121 221H123V220H121ZM131 221H132V219H131ZM138 221V222H139ZM147 221H153L152 219H150L149 218V220H147ZM170 221V220H169ZM176 221V220H175ZM137 222V223H138ZM154 222V221H153ZM152 222V223H153ZM166 222V223H165ZM110 223V222H109ZM149 223V222H148ZM113 224V223H112ZM126 224V223H125ZM124 224V225H125ZM110 225V224H109ZM129 225V224H128ZM157 225V226H156ZM107 226V225H106ZM111 226V225H110ZM109 226V227H110ZM151 226V227H150ZM105 227V224H104V226H103V229H105L104 228ZM109 227H107L108 229H109ZM112 227V226H111ZM113 228V227H112ZM112 228H110V229H112ZM115 228V230H116V227H114ZM113 228V229H114ZM145 228V227H144ZM102 229V228H101ZM123 232L125 231L124 229H126V231H127V228L124 226L123 228ZM107 230V229H106ZM106 230H105V232H106ZM108 231V230H107ZM109 232V231H108ZM122 232V231H121ZM104 233V232H103ZM119 233V232H118ZM126 233V232H125ZM124 233V234H125ZM147 233H148V235H147ZM120 234V233H119ZM123 234V233H122ZM123 234V235H124ZM105 235H106V233H105ZM103 236V235H102ZM113 236V235H112ZM101 238V237H100ZM113 238V237H112ZM115 238V237H114ZM113 238V239H114ZM99 239V238H98ZM100 240V239H99ZM110 242V241H109ZM108 242V243H109ZM113 242V241H112ZM107 243V242H106ZM112 244H114V242L112 243ZM108 246V245H107ZM103 249H105V248H103ZM107 250H109V249H107L106 248V253H108V251ZM114 252V251H113ZM111 253V252H110ZM115 253V252H114ZM106 255H108V254H105L104 255V257H106ZM110 255H113V254H109V256ZM117 256H118V254H117ZM116 256V257H117ZM143 256V257H142ZM144 256H145V259H144ZM134 257V258H133ZM152 257V258H151ZM158 257L160 258V259H158ZM111 258V257H110ZM153 258H155V259H153ZM112 259V258H111ZM117 259V258H116ZM124 259V258H123ZM137 259V260H138ZM151 260V262H150V260ZM153 259V260H152ZM126 261H127V259H125ZM154 260H157V261H154ZM113 261V260H112ZM125 261V262H126ZM129 261H130V259H129ZM106 262V261H105ZM113 262H115V261H113ZM113 262H110L111 264H113ZM131 262V261H130ZM133 262V261H132ZM117 264H118V262H116ZM128 262H126V263H124V264H127ZM143 262H142V264H144ZM106 264V263H105Z\"/></svg>",
    "mask_w": 264,
    "mask_h": 264
}]
</instances>
